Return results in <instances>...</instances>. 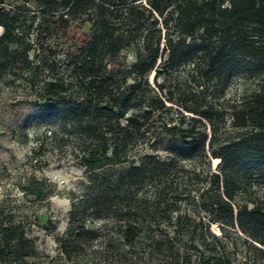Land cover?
I'll use <instances>...</instances> for the list:
<instances>
[{
  "label": "rangeland",
  "instance_id": "rangeland-1",
  "mask_svg": "<svg viewBox=\"0 0 264 264\" xmlns=\"http://www.w3.org/2000/svg\"><path fill=\"white\" fill-rule=\"evenodd\" d=\"M6 9L21 14L19 46L30 42L32 47L27 60L0 73V230L10 226L22 230L36 246V264H201L208 253L205 245L216 242L213 234L230 264L246 260L264 264L250 245L264 247L252 242L236 223L213 221L212 205L224 188L223 182L218 187L214 181L219 160L211 158L212 150L207 147L203 154L165 150L167 141L177 138V129L189 125L206 131L208 139L215 128L221 143L246 138L252 127H233L232 114L244 109L261 88L264 73L236 57L230 62L229 76L210 79L198 60L195 65L172 66L162 57L157 64L160 74L151 73L142 92L164 107L153 111L148 142L127 158L128 165H140L147 155L159 165L148 166L145 179L139 173L125 180L109 196L112 209L146 199L160 228L125 244L115 224L104 229L102 218L88 214L86 226L94 235L87 249H62L74 202H86L92 195L89 173L81 162L88 142L73 124L62 126L56 115L63 106L48 85L55 80L75 81L68 63L79 55L89 26L82 24L84 18H75L69 36L63 37L57 31V17L35 1L9 0ZM135 47L122 52V66L135 63ZM134 82V76L128 79V84ZM203 111L213 114L211 122L200 117ZM233 174L235 209L264 212V169L250 164ZM25 185H31L38 196L26 195ZM106 234L109 246L102 239Z\"/></svg>",
  "mask_w": 264,
  "mask_h": 264
},
{
  "label": "trees",
  "instance_id": "trees-1",
  "mask_svg": "<svg viewBox=\"0 0 264 264\" xmlns=\"http://www.w3.org/2000/svg\"><path fill=\"white\" fill-rule=\"evenodd\" d=\"M8 1L0 0V73L27 60L32 47L30 42L19 46L21 14L6 9ZM22 1H35L50 16L57 17V31L63 37L69 36V24L75 18H84L82 24L90 31L83 36L79 55L68 63L75 81L55 80L48 85L49 92L63 106L56 115L62 126L73 124L88 142L81 162L88 170L92 195L86 202H74L62 249H87L85 245L94 235L86 226L88 214L102 218L104 229L115 224L124 243L132 244L161 224L146 199L114 209L109 201L111 192L125 180L139 173L145 179V169L159 165L147 155L140 165L127 164L129 153L148 142L154 109L164 107L158 99L147 98L142 87L149 86L151 73L160 74L157 64L164 56L172 66L195 65L198 60L205 64L204 76L210 79L229 76L230 62L236 57L247 60L263 74L264 0H146L145 4L142 0ZM133 46L135 63L124 67L122 52ZM132 76L135 82L128 84ZM259 87L245 108L232 114L233 127H252L246 138L221 143L215 128L208 139L207 132L196 125L175 127L177 138L167 141L165 150L186 154H203L207 147L212 150L211 158L219 160L214 181L218 187L223 182L224 188L212 205L213 221L236 223L252 242L264 247V212L235 209L231 191L235 169L250 164L264 169V81ZM200 117L211 122L213 114L203 111ZM23 191L38 196L31 185H25ZM212 236L216 242L205 245L208 253L201 264H230L224 252L218 250V237ZM102 239L109 246L108 235ZM250 247L264 259V249L254 244ZM37 256L35 244L18 227L0 230V264H36ZM244 264L257 262L246 260Z\"/></svg>",
  "mask_w": 264,
  "mask_h": 264
}]
</instances>
